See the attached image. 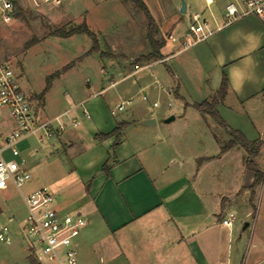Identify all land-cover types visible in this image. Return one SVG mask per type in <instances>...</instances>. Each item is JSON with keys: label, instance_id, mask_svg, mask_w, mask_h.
<instances>
[{"label": "crops", "instance_id": "obj_1", "mask_svg": "<svg viewBox=\"0 0 264 264\" xmlns=\"http://www.w3.org/2000/svg\"><path fill=\"white\" fill-rule=\"evenodd\" d=\"M152 1L158 8H148L158 22L159 37L165 38V58L135 66L128 76L170 61L167 72L154 73L153 77L167 89L166 96L174 93L183 112L174 114L171 123L165 122L171 114H165L156 127L140 124L153 118L148 113L118 121L106 116L96 122L84 119L81 127L69 128L48 144L50 155L42 160L54 166L44 180H31L24 187L27 192L19 193L23 199L47 185L55 195L56 209L88 218L89 224L78 238L83 264H243L241 238L234 248L232 245L235 223L229 229L221 222L234 205L245 207L247 217L251 214L247 207L259 190L255 195L250 190L255 174L247 167L249 155L243 148L236 146L221 153L232 137L194 106L214 98L225 74L229 90L217 106L220 117L231 131L240 132L250 143L261 140L260 135H249L241 125H251L254 131L256 123L264 129V21L257 16L243 17L207 42L182 49L177 44L182 41L183 45L186 38L176 34L174 22L177 12L182 15L180 3L169 0V7H164ZM232 1L221 0L210 18L205 16L213 27L222 23L225 7ZM67 2L85 7V12H91L87 4H95L94 0ZM159 10L165 16L171 13L169 27V16H161L160 23L153 13ZM86 99L60 115L77 118L78 105ZM189 112L195 115L188 116ZM39 117L48 119L44 112ZM122 123L129 127L121 133L118 144L116 136L96 139ZM6 126L7 130L12 128L10 121ZM258 156L259 150L252 161L264 171ZM105 165L110 178L103 172ZM58 169L64 181L56 177ZM12 235L14 246L13 231Z\"/></svg>", "mask_w": 264, "mask_h": 264}, {"label": "rangeland", "instance_id": "obj_2", "mask_svg": "<svg viewBox=\"0 0 264 264\" xmlns=\"http://www.w3.org/2000/svg\"><path fill=\"white\" fill-rule=\"evenodd\" d=\"M156 1L160 6L169 7V0ZM177 1L180 4L182 2V0ZM184 1L188 12L179 15L176 11L174 22L177 27L176 34L185 38L190 24V15L200 13L210 18V13L222 3L218 0L207 8L205 0ZM94 2V5L87 4L91 12H85V7L76 3L70 4L67 0H24L25 7L22 14L11 24L0 26L1 56L17 75L19 85L29 98L33 111L39 116H42L44 112L45 117L51 119L60 115L64 109L87 98L82 106L78 105L79 110L75 114L82 125L85 119L83 109L91 115V119L88 120L90 122H96L104 116L118 121L134 118L140 113H148L152 114V119L158 124H162L165 114L169 113L173 116L183 112L184 108L180 107L174 93L171 91V95L166 96L167 89H162L161 84L157 83L153 77L154 73L167 72L168 67L171 66L170 61L166 65L153 64L135 76H128L135 70L134 61L149 52V45L145 38L147 27L145 15L139 12L130 1L94 0ZM147 2L148 6L158 8L152 0ZM153 13L158 16L160 23L161 16H169L166 21L171 17V13L165 16L164 11L161 10ZM154 19L158 25L156 18ZM172 19L166 26H170ZM261 19L264 21V18ZM84 22L96 33L100 52L88 55L93 43L87 35H75L70 38L54 35L58 29L69 30L70 27L79 26ZM181 42L177 45L183 49L184 44L182 45ZM101 53H103L102 56ZM187 55L188 53L185 54ZM148 64H139V66ZM67 65H71L72 68L63 72ZM197 67L199 70L200 64ZM126 76L128 77L125 78ZM115 81L118 83L112 86ZM47 87L49 89L43 97L42 92ZM98 91L100 93L95 94ZM144 97L147 100H143ZM130 99L133 102L125 111L116 116L110 114V111L118 104ZM154 104L157 106L155 107ZM187 115L195 114L189 112ZM4 121L7 123L8 119L5 118ZM235 125L237 126L236 123ZM241 126L251 136L255 135L254 132L260 135L261 140L257 141L259 144L257 162L264 170L263 126L255 123L257 130L253 129L254 131L251 125ZM49 143L39 145L34 138H28L19 146L23 158L31 168L28 169L31 180L38 178L44 180L45 175L54 166L42 160L43 157L47 158L50 155ZM262 173L264 174V171ZM56 174V177L64 181V176L59 169ZM258 187L253 204L247 207L251 212L248 217L245 207L241 205H234L229 211L236 217L232 245L234 248L238 239L241 238L240 260L243 264H264V182ZM22 191L27 192V189L23 188ZM0 207H2L0 214L4 218H14L11 228L16 240V246L6 248L0 246V264H29L28 258L32 253L30 251L27 253L29 244L20 231L26 219L27 210L19 191L10 187L7 191L0 192ZM73 213L71 211L70 214ZM245 224H249V227L243 231ZM39 264L53 263L42 261Z\"/></svg>", "mask_w": 264, "mask_h": 264}, {"label": "built area", "instance_id": "obj_3", "mask_svg": "<svg viewBox=\"0 0 264 264\" xmlns=\"http://www.w3.org/2000/svg\"><path fill=\"white\" fill-rule=\"evenodd\" d=\"M215 1L205 0L207 8ZM23 5L24 0H0V26L11 24L19 11L23 10ZM247 16L264 18V0H233L226 5L222 23H215L216 27L203 14L190 15L184 48L208 41L216 33ZM169 39L172 40L173 37L169 36ZM132 102L130 99L118 104L111 115L116 116L125 111ZM67 116L65 113L51 119L37 116L19 85L17 75L0 53V192L7 191L10 187L21 192L31 181L27 162L19 149L23 140L35 137L37 143L43 145L61 138L69 128L77 129L82 125L77 118ZM83 117L91 119L87 111H84ZM5 118L12 125L9 130L6 128ZM23 201L27 215L20 230L35 260L38 263L83 264L79 260L78 238L88 226V218L81 214L62 213L56 209L55 195L47 187L23 196ZM235 221V215L229 213L221 224L231 229ZM13 223V217L4 218L0 214V246L13 244Z\"/></svg>", "mask_w": 264, "mask_h": 264}, {"label": "trees", "instance_id": "obj_4", "mask_svg": "<svg viewBox=\"0 0 264 264\" xmlns=\"http://www.w3.org/2000/svg\"><path fill=\"white\" fill-rule=\"evenodd\" d=\"M126 1L132 2L135 8L139 12H142L146 17V22H147L145 38L149 45V52L146 55H142L138 59H136L134 61L135 66H139V64H144V63L148 64L151 62H157V61L163 60L165 56L163 55L162 50L166 43L165 38L159 37L160 29L152 13L148 9L145 1L144 0H126ZM22 11L23 10L19 11V13L17 14V17H19L22 14ZM54 35L60 38H70L75 35H87L92 40V43H93V46L90 49L88 55L100 52L99 41H98L97 35L89 28V26L85 22L79 26L70 27L69 30L58 29L57 31L54 32ZM100 55L102 56L103 53H101ZM110 56H113V55H109L107 57H110ZM70 68H72L71 65H67L63 72H66ZM59 74H62V73H59ZM48 89L49 87H47L42 92L43 97L45 93L48 91ZM228 90H229V81L227 79V76L223 74L220 89L218 90L214 98H212L211 101H205L201 104H196L194 107L201 114L208 115L209 117H211L217 125H219L223 129L228 131L230 136L232 137V140L221 148V153H225L233 149L236 146H239L247 151L249 155V158L246 161L247 167L251 171H253L255 174L254 183L250 188L251 193L254 194L255 189L264 182V174L262 173V171H260V169L251 159L257 155L259 144L258 142L250 143L240 132L231 131L228 125L225 123V121H223V119L220 117L218 110H217V106L225 99V97L227 96ZM127 127H129V124L122 123L116 129H114L111 133L107 135H97L96 139L100 140V139L108 138L110 136H116V141L118 144L121 139V133ZM117 144L113 148H115ZM200 162L201 161H199V163ZM103 172L105 173L107 178H110L108 165L104 166ZM28 259H29V264H39L35 260L32 254L29 255Z\"/></svg>", "mask_w": 264, "mask_h": 264}, {"label": "water", "instance_id": "obj_5", "mask_svg": "<svg viewBox=\"0 0 264 264\" xmlns=\"http://www.w3.org/2000/svg\"><path fill=\"white\" fill-rule=\"evenodd\" d=\"M181 14H187V5L186 2L184 0H182L181 4H180V9H179ZM175 117L174 116H170L168 119H166V123H171L172 121H174ZM141 125L144 126H149V127H156V121L154 119H148L145 121H141L140 122ZM249 224H245L243 227V231H246L248 228Z\"/></svg>", "mask_w": 264, "mask_h": 264}]
</instances>
